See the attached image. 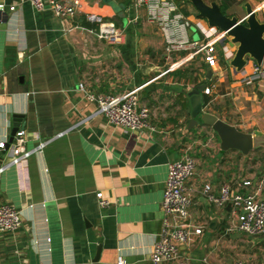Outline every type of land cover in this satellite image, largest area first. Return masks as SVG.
<instances>
[{"label":"crops","instance_id":"obj_1","mask_svg":"<svg viewBox=\"0 0 264 264\" xmlns=\"http://www.w3.org/2000/svg\"><path fill=\"white\" fill-rule=\"evenodd\" d=\"M203 1L224 6L239 21L246 18L248 3L264 22V0ZM185 3L175 4L189 42H201L197 24L207 23ZM0 5V142L10 139L14 115L21 117L18 130L27 134L25 149L49 141L25 162L0 172V205L14 206L22 220L14 233L0 235V264H116L119 256L124 264H151L167 166L185 155L196 163L185 183L191 198L186 223L201 233L180 246L177 261L162 264H264V235L239 232L232 206L209 204L203 192L206 184L214 195L222 184L232 193L247 192L240 184L264 176V154L223 152L211 128L199 122L188 129L187 94L200 84L211 88V95L201 93L202 102L208 99L204 112L244 133L255 128L226 115V103L248 86L238 85L239 74L223 57L208 79L209 67L200 54L191 56L189 46L167 54L161 32L135 0H82L73 20L37 11L27 0H0ZM86 14L112 23L123 43L111 46L81 30L99 23ZM178 61L182 66L170 69ZM80 83L107 96L137 89L138 105L148 109L155 131L107 123L78 89ZM9 158L0 151V167ZM97 193L106 206L99 205Z\"/></svg>","mask_w":264,"mask_h":264},{"label":"built area","instance_id":"obj_2","mask_svg":"<svg viewBox=\"0 0 264 264\" xmlns=\"http://www.w3.org/2000/svg\"><path fill=\"white\" fill-rule=\"evenodd\" d=\"M27 2L33 9L49 11L57 19L73 20L81 13L82 0H27ZM135 2L137 6L146 7L149 22L156 25L163 36L167 54L189 46L192 49L191 56L200 54L207 67L213 68L219 62L215 46L220 43L223 48L224 60L228 62L232 58L234 51L224 42L227 37L223 32L214 28L197 24L204 39L201 42H189L186 26L181 22L183 16L179 13L177 5L171 0H135ZM2 8L3 5H0V9ZM14 9V6L9 8L10 11H14ZM86 19L99 23L96 29L87 30L79 27L81 30L93 34L98 40L111 46L123 43V33L116 29L112 23L100 22L94 15L89 14H86ZM182 64L183 61L175 62L170 66V69H178ZM238 74L239 78L236 80L238 85L253 86L264 95V61L261 65H257L254 61L248 60ZM78 89L83 92L88 101L96 105V113L103 115L107 123L132 132L155 131V126L150 123L148 109L138 105L137 89L119 96L93 94L82 83L78 85ZM203 93L211 95V88H204ZM26 141L25 130L19 129L9 144L6 141L0 142V151L6 150L10 157L7 163L0 167V172L9 166H18L25 162L34 152L41 151L49 142L48 140L41 141L36 148L27 150L24 148ZM195 168V160L188 155L168 163L161 201L163 217L157 239L150 253L151 264L177 261L180 246L190 244L193 237L201 233L200 228L186 223L191 198L186 191L185 183L193 177ZM240 186L248 191L232 193L228 184H222L218 195H214L211 186L206 184L203 187V192L209 204L219 208L226 204L232 206L237 216L239 232L251 236L264 235V198L261 197L264 190V176L258 179L244 180ZM96 197L101 207L107 205V202L102 199L101 193H97ZM21 223L19 210L9 204L0 205V235L14 233L20 228ZM116 264H124L122 256L117 258ZM233 264L250 263L245 260H237Z\"/></svg>","mask_w":264,"mask_h":264},{"label":"water","instance_id":"obj_3","mask_svg":"<svg viewBox=\"0 0 264 264\" xmlns=\"http://www.w3.org/2000/svg\"><path fill=\"white\" fill-rule=\"evenodd\" d=\"M197 13V17L205 20L209 28H214L225 34L229 39L228 45L234 53L228 65L239 73L247 64L248 60L261 65L264 61V22L257 18L256 10L246 3L244 5L246 18L239 21L235 16L224 15L217 3L206 4L203 0H187ZM207 78L210 79L212 70L208 68ZM205 85L195 86L187 94L190 103V117L188 129H192L199 122L207 126L217 135L220 143V149L225 152L229 150L238 151L239 156L248 157L251 151L264 149V135L254 131L244 133L236 127L224 122L217 116L203 111V102L201 93ZM21 117L13 116L11 123L12 131L9 144L18 130V122ZM100 247H97L95 259L98 257Z\"/></svg>","mask_w":264,"mask_h":264},{"label":"rangeland","instance_id":"obj_4","mask_svg":"<svg viewBox=\"0 0 264 264\" xmlns=\"http://www.w3.org/2000/svg\"><path fill=\"white\" fill-rule=\"evenodd\" d=\"M173 1L179 6L183 4L186 5L184 0H173ZM226 15L229 16L227 13ZM262 18H264V15L262 16ZM227 44H228V41H227ZM215 49H216V54L219 57V62H220L221 58L223 57L222 45L218 43L215 46ZM226 66L229 67L227 65V61H226ZM230 77L231 76H229V78ZM234 90L236 91L237 89H234ZM238 90L240 92V89ZM241 92H242L241 95L236 93V96H237L236 100L230 99V101L226 103V105L224 106L226 110V115L230 117L232 120L237 121L238 124L247 125L253 122L254 125H251V126H255V128L253 129V132L257 131L258 133H261L264 135V132H263L264 131V96L261 94L259 89L254 88L253 86H248ZM247 96L248 97L250 96L253 98L250 100L249 98H247ZM251 126L249 127L242 126V128L243 129L246 128L245 130H250ZM254 152H255V155L263 156L264 149H257Z\"/></svg>","mask_w":264,"mask_h":264},{"label":"trees","instance_id":"obj_5","mask_svg":"<svg viewBox=\"0 0 264 264\" xmlns=\"http://www.w3.org/2000/svg\"><path fill=\"white\" fill-rule=\"evenodd\" d=\"M185 2H187V3H189L187 0H185ZM190 4V3H189ZM220 10H221V12L224 14V15H226V13H225V7L224 6H221L220 7ZM185 13V12H184ZM207 101H208V99H203V104L204 105H206V103H207ZM202 125V124H201Z\"/></svg>","mask_w":264,"mask_h":264}]
</instances>
